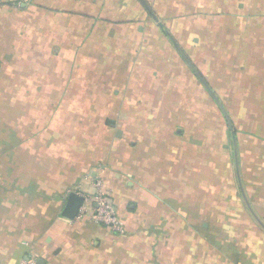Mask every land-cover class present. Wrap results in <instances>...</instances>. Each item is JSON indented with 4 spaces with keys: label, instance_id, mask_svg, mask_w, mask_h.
<instances>
[{
    "label": "crops",
    "instance_id": "crops-1",
    "mask_svg": "<svg viewBox=\"0 0 264 264\" xmlns=\"http://www.w3.org/2000/svg\"><path fill=\"white\" fill-rule=\"evenodd\" d=\"M263 15L264 0H0V264H264V140L249 156L252 138L217 137L188 64L211 88L200 48L234 50L220 31L255 35ZM241 41L237 85L264 106V42ZM96 167L122 232L61 215L71 192L92 200Z\"/></svg>",
    "mask_w": 264,
    "mask_h": 264
},
{
    "label": "rangeland",
    "instance_id": "rangeland-1",
    "mask_svg": "<svg viewBox=\"0 0 264 264\" xmlns=\"http://www.w3.org/2000/svg\"><path fill=\"white\" fill-rule=\"evenodd\" d=\"M248 1L249 0H247V3ZM244 6H246V4ZM254 20L255 22L258 21V23L260 24V27L258 29L259 32L255 33V35H259V39L264 42V15L258 20L257 19H254ZM235 26L237 27L239 26V24ZM235 26L232 31L231 30L226 31L222 29L220 31V33L222 34L220 35L225 36L227 38V39L225 38L226 41H229L228 39L229 36L225 35V32H228L230 36L231 34L237 35L238 31H236ZM248 27L252 29L253 25L249 24ZM210 49L212 48H208V49L200 48V51L204 52V55L202 57L203 63L200 62L201 69H203L202 71L208 75V78L210 80V85L212 86L210 89L213 91V93L217 95V93H215L214 91L218 92L220 94V97H222V100L224 101L225 105L227 106L228 104L227 106L228 110H232L234 112V119L235 121H238L239 123V126H238L240 130L239 136L252 138L253 142L251 141L250 143L246 144L247 149L251 152L249 156H251L252 151H254L255 153L259 145H263L261 143L262 142L261 140L262 139L264 140V106L261 104L260 105L257 104V101L260 100L258 93H254V94L248 93L242 90L244 86L237 85V84H240L239 82L241 81L242 76L246 77L245 76L246 72L242 73V71L238 69L239 63L245 62V60L243 59V52H245V50L243 49L244 51L243 50L240 51L237 48L232 50L233 48L231 47L230 42L229 44H227V46H222L221 48L216 47V50L211 51ZM258 49L259 48L254 47L251 49V51L252 53H254V52H257ZM227 51H228V54L225 53ZM255 60H256V56L253 57V64L251 62L250 68L256 65ZM230 66L232 67L231 70H230ZM253 70H256V66L253 67ZM257 72L258 71L256 70L255 73ZM262 73L263 72L261 71L260 72V76H261L260 83H259V79L258 80L255 79V83H254L255 86L261 87V89L264 88V78L262 79L263 77L261 75ZM199 96H201V98H199ZM195 97H196V100L201 101L203 105L204 103H210V105H207L208 107H206L205 109H202L203 119H204L206 115H209L208 112H210L209 108L211 107V104L212 105H217V104L214 101V98L212 97V95L209 96V94H207L206 91L203 93L197 92ZM217 97L219 98L218 95ZM243 107H246V109H244ZM215 110L214 109L212 110L213 118H214L213 114L214 113L216 114ZM217 111H218L217 112L218 113L217 114V118H218L217 137L219 138L221 137L220 139H222L223 137H226L223 134L226 127L229 130V132L227 131V137H232V134L234 135V133L232 134L230 133V128L228 124L224 122L225 120L223 116L221 115L220 111L219 110ZM229 114L233 116L231 113ZM205 120L202 121V125H204L205 128H209L210 126L208 124L209 122ZM122 128L124 129L123 134L125 135V137L129 135V126L123 125ZM212 132H215V131L213 130Z\"/></svg>",
    "mask_w": 264,
    "mask_h": 264
},
{
    "label": "built area",
    "instance_id": "built-area-1",
    "mask_svg": "<svg viewBox=\"0 0 264 264\" xmlns=\"http://www.w3.org/2000/svg\"><path fill=\"white\" fill-rule=\"evenodd\" d=\"M94 195L92 200L84 198L79 207L76 216H87L92 221L109 227L114 232L123 231V223L117 216L114 206L107 198L106 192L103 189V181L101 170L96 167L94 178ZM22 264H36L33 259H29Z\"/></svg>",
    "mask_w": 264,
    "mask_h": 264
},
{
    "label": "water",
    "instance_id": "water-1",
    "mask_svg": "<svg viewBox=\"0 0 264 264\" xmlns=\"http://www.w3.org/2000/svg\"><path fill=\"white\" fill-rule=\"evenodd\" d=\"M156 19V17H155ZM159 27L168 34V32L165 30L164 26L162 23H159ZM169 36V35H168ZM170 37V36H169ZM170 39L172 40V38L170 37ZM177 49L179 50V52L184 56L183 52L179 49V47H177ZM188 64L190 65V67L192 68V70L196 73V75L198 76V78L200 79V81L203 83V85L206 87V89L209 91V93L212 95V97L214 98V100L216 101V103L219 105L225 119L226 122L229 126V128H232V124L231 121L228 117L227 111L225 110L223 104L221 103V101L219 100V98L213 93V91L210 89L209 85L205 82V80L201 77V75L198 73V71L196 70V68L188 61ZM232 139L234 140L235 137L232 134ZM83 202V197L76 194L75 192H71L68 195L66 204L61 212V215L68 218V219H73L78 211H79V207L81 205V203ZM41 263V262H40ZM39 263V264H40Z\"/></svg>",
    "mask_w": 264,
    "mask_h": 264
},
{
    "label": "trees",
    "instance_id": "trees-1",
    "mask_svg": "<svg viewBox=\"0 0 264 264\" xmlns=\"http://www.w3.org/2000/svg\"><path fill=\"white\" fill-rule=\"evenodd\" d=\"M253 16H257V15H253ZM246 37H249L250 39H257V38H259V36L258 35H246V34H242L241 33V31H238L237 32V43H235V46H234V48H237L238 50H240V51H242L243 49H245L246 47H243V43H244V41H241V39H246ZM243 56H244V53H243ZM243 63H241L240 65H241V67L243 66L242 65ZM219 96V98L221 99V101L223 102V105L225 106V103H224V101L222 100V97H220V95H218ZM227 106H228V104H227ZM225 108H226V106H225ZM220 109V108H219ZM221 111V110H220ZM226 111H227V113H228V115H229V118H230V120H231V122H232V133H234V135H235V137H240L239 136V132H240V130H239V124H238V122L237 121H235V119H234V112L232 111V110H228L227 108H226ZM230 111V112H229ZM229 113H231L233 116H231ZM221 115H222V113H221ZM224 116V115H223ZM224 118V117H223ZM226 131H228V128H227V130ZM236 131V132H235ZM229 132V131H228Z\"/></svg>",
    "mask_w": 264,
    "mask_h": 264
}]
</instances>
